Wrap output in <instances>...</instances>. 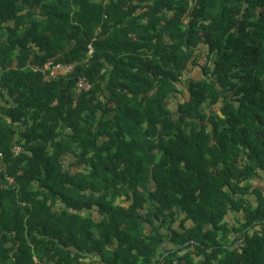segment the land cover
Listing matches in <instances>:
<instances>
[{"label":"trees","instance_id":"16d2710c","mask_svg":"<svg viewBox=\"0 0 264 264\" xmlns=\"http://www.w3.org/2000/svg\"><path fill=\"white\" fill-rule=\"evenodd\" d=\"M0 264H264V0H0Z\"/></svg>","mask_w":264,"mask_h":264},{"label":"built area","instance_id":"2783aa9c","mask_svg":"<svg viewBox=\"0 0 264 264\" xmlns=\"http://www.w3.org/2000/svg\"><path fill=\"white\" fill-rule=\"evenodd\" d=\"M89 48L91 50L90 53H92L93 46L91 44L89 45ZM74 68V64L54 63L53 61H49L44 65V67L40 68V70L44 72L46 80H52L58 75H66L71 73ZM35 70H38V68H35ZM78 87L82 90L88 91L92 88V84L86 78H82L78 83ZM16 150L19 151L20 147H18ZM10 181H12V179Z\"/></svg>","mask_w":264,"mask_h":264},{"label":"rangeland","instance_id":"374dc122","mask_svg":"<svg viewBox=\"0 0 264 264\" xmlns=\"http://www.w3.org/2000/svg\"><path fill=\"white\" fill-rule=\"evenodd\" d=\"M204 60V59H203ZM191 77L195 78V79H198V78H201L203 75H202V70L200 67H194L191 71V73L189 74ZM188 97V93H184V94H181L179 96V101L182 102L184 101V98ZM178 100H176L174 103H173V109L177 107V103L179 102ZM124 205H128L127 201H124L123 202ZM97 212H95V215Z\"/></svg>","mask_w":264,"mask_h":264}]
</instances>
